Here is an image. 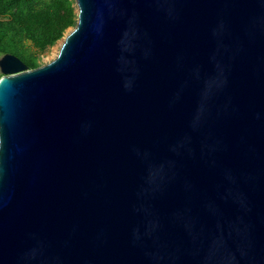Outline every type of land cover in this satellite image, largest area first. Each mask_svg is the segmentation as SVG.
Segmentation results:
<instances>
[{"label": "water", "instance_id": "obj_1", "mask_svg": "<svg viewBox=\"0 0 264 264\" xmlns=\"http://www.w3.org/2000/svg\"><path fill=\"white\" fill-rule=\"evenodd\" d=\"M75 5L0 56V264H264V0Z\"/></svg>", "mask_w": 264, "mask_h": 264}, {"label": "trees", "instance_id": "obj_2", "mask_svg": "<svg viewBox=\"0 0 264 264\" xmlns=\"http://www.w3.org/2000/svg\"><path fill=\"white\" fill-rule=\"evenodd\" d=\"M75 9V0H0V56L13 53L28 67L38 66L76 24Z\"/></svg>", "mask_w": 264, "mask_h": 264}, {"label": "rangeland", "instance_id": "obj_3", "mask_svg": "<svg viewBox=\"0 0 264 264\" xmlns=\"http://www.w3.org/2000/svg\"><path fill=\"white\" fill-rule=\"evenodd\" d=\"M72 27L67 28L65 31L68 32ZM62 42V38H60L53 46H51L49 49H47L42 55H41V60L40 62H46L48 60H51L57 53L60 43Z\"/></svg>", "mask_w": 264, "mask_h": 264}]
</instances>
